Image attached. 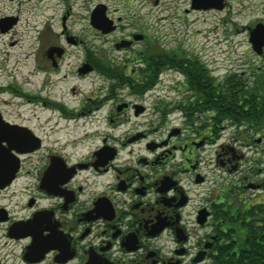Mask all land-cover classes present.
Here are the masks:
<instances>
[{
  "label": "flooded vegetation",
  "instance_id": "obj_1",
  "mask_svg": "<svg viewBox=\"0 0 264 264\" xmlns=\"http://www.w3.org/2000/svg\"><path fill=\"white\" fill-rule=\"evenodd\" d=\"M223 5L222 9L229 7L227 0ZM103 7L107 18L103 27L114 28L94 27L110 36L120 29L122 17H112L107 6L97 2L90 20L94 10ZM190 8L222 10L194 8L193 0ZM70 14L67 10L63 16L65 45L57 41L40 49L34 69L45 77L38 94L15 92L14 86H1L0 92H15L24 106L41 105L51 112L48 121L57 116V126L63 120L68 124L105 112L101 121L105 120L107 133L91 131L76 142L65 141L76 149L79 143L99 138L96 145L87 144L88 151L52 149L35 158L45 146L43 138L22 120L9 117L6 106L11 104L0 101V175L11 174L18 165L12 180L0 184V264H89L90 260V264H210L222 241L219 217L226 205L264 200L262 156H247L224 144L208 148L218 144L217 138L226 131L235 144L250 147L241 138L247 124L218 121L215 108L202 98L204 91L194 84L192 73L200 69L202 59L169 51L172 56L163 69L177 74L168 81L176 96L157 108L163 110L165 120L168 113L181 115L174 116L178 123L166 136L153 137L157 127L144 130L151 120L149 124L136 120L151 109L144 101L162 94L155 88L166 51L155 53L153 43H147L150 49L145 50L142 44L148 36L128 32L113 41V47L125 53L118 61L69 34L65 21ZM259 23L264 21L249 27ZM67 44L83 47L76 68ZM145 66L151 72H145ZM76 76L94 78V92L77 98L76 88L71 87L51 96V89ZM65 96L77 103L69 104ZM252 138L256 146L264 144L263 136ZM225 171L238 174V179L225 181ZM250 190H258L259 195L251 197Z\"/></svg>",
  "mask_w": 264,
  "mask_h": 264
},
{
  "label": "rangeland",
  "instance_id": "obj_2",
  "mask_svg": "<svg viewBox=\"0 0 264 264\" xmlns=\"http://www.w3.org/2000/svg\"><path fill=\"white\" fill-rule=\"evenodd\" d=\"M156 1L0 0V19L4 17L17 18L16 24L11 29L7 32L0 31V87L2 86L4 89L14 86L17 89L15 92L38 94L37 91L41 88L45 76L44 74H35L34 64L42 51L40 50L42 46L56 44L57 41L63 44L62 31L64 29L62 24L63 16L67 10L71 12L65 21L67 32L80 37L84 44L96 45L97 51L116 56L118 61H123L125 53L113 47L114 39L126 35L128 32H143L148 36L145 43L142 44L145 50L150 49L147 43H153L155 53L172 51L175 55V51L187 57L199 56L212 74L220 80L227 74L237 71L243 73L251 84L255 82V72L264 67V59H259V55L254 51L247 28L260 20L264 21V0H227L229 7L222 10L206 11L191 10L190 0ZM97 2L104 3L112 17H122L118 32L106 36L99 33L91 24L90 13ZM151 49L153 52L154 48ZM66 50H68L72 67L76 68L83 59L81 56L84 54L82 45L73 47L67 44ZM138 66L144 67L142 64H138ZM145 72L151 71L145 66ZM176 75L173 69L161 71L160 82L156 84L155 89H160L162 94L159 98L154 96L147 98L144 102L151 104V109L146 112L144 117L139 116L136 120L139 124L143 121L149 124L151 120L150 125H147L144 130L157 127L158 132L153 137L158 139L167 135L171 127L178 123V120L175 119L176 115H181V113H172L171 115L168 113L165 120L163 110L157 108L168 104L176 96L168 82ZM178 77L182 78V74H179ZM71 87H75L78 92L77 95H74L75 97L83 98L86 94L94 92V78L70 77L65 82H60L56 87L57 90L51 89V96L58 97ZM15 92L1 91L0 101L3 103L5 100L11 104L6 106L9 117L18 121L22 120L43 138L45 146L43 150L34 155L35 158L52 149L62 150L63 148L65 152L88 151L87 144L96 145L99 138L79 143L76 149L72 147V144L66 145L65 141L70 139L76 142L77 138L91 131H97V135L100 136L107 133L106 122L105 120L101 121V117L106 115L105 112L100 111L96 116L84 117L78 122L73 120L68 124H65L63 120L57 126V116L48 121L51 112H46L41 105L36 106L33 103L24 106L21 104L22 97L16 96ZM65 98L69 104L77 103L70 96H65ZM153 108L155 111L152 110ZM241 131V138L245 137V141L252 144L250 147L242 146L240 143L235 144L230 139L229 131H226L224 136L217 138L218 144L208 147L209 151L218 147L219 144H224L247 156L254 154L257 157L262 156L264 160V144L256 146L253 143L254 139H251V137L260 138L261 134L252 135L253 130L246 129L245 126ZM135 151H138V146ZM222 176L226 178L225 181L229 182L237 180L239 175L229 174L225 171ZM249 193L253 198L259 195L258 190H250Z\"/></svg>",
  "mask_w": 264,
  "mask_h": 264
},
{
  "label": "trees",
  "instance_id": "obj_3",
  "mask_svg": "<svg viewBox=\"0 0 264 264\" xmlns=\"http://www.w3.org/2000/svg\"><path fill=\"white\" fill-rule=\"evenodd\" d=\"M170 56L169 52L161 56L165 62L159 64L161 71ZM194 71V84L204 91L202 98L215 108L218 121L246 123L252 135L264 137V67L255 72L253 84L237 71L220 80L204 63ZM219 218L223 219L222 241L210 264H264V200L227 204Z\"/></svg>",
  "mask_w": 264,
  "mask_h": 264
},
{
  "label": "water",
  "instance_id": "obj_4",
  "mask_svg": "<svg viewBox=\"0 0 264 264\" xmlns=\"http://www.w3.org/2000/svg\"><path fill=\"white\" fill-rule=\"evenodd\" d=\"M223 0H193V7L194 8H218V9H222L223 8ZM107 18L105 16L104 13V7L101 10L100 8H96L92 14V18H91V23L93 26H95L96 28L99 29H103L104 31H110L112 30L114 27H103L105 24H107ZM17 22V18L16 17H4L0 19V29L2 31H6L8 30L10 27H12L14 24H16ZM249 40L252 44V47L254 49V51L259 54L262 55L264 54L263 52V47H264V24L263 23H259L257 24L254 28L253 27H249ZM34 136V135H33ZM35 137V136H34ZM36 138V137H35ZM39 139V138H37ZM3 137H0V143L2 142ZM38 148V146L36 147ZM1 152H0V159H1ZM19 162V161H17ZM18 168L17 167L12 169L11 174L7 175H0V184H4L6 182H10L12 180V178L14 177V174L16 172ZM93 263V261H89L88 262Z\"/></svg>",
  "mask_w": 264,
  "mask_h": 264
}]
</instances>
